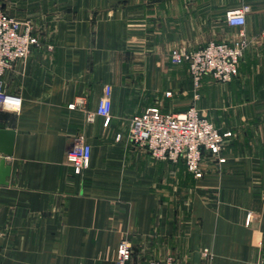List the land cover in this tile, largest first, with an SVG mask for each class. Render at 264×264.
<instances>
[{"label":"crops","instance_id":"crops-1","mask_svg":"<svg viewBox=\"0 0 264 264\" xmlns=\"http://www.w3.org/2000/svg\"><path fill=\"white\" fill-rule=\"evenodd\" d=\"M37 44L2 75L19 111L0 109L14 131L0 185V264H114L120 239L132 261L258 264L264 258V0H0ZM249 6V40L227 82L203 75L194 88L174 48L232 42L225 12ZM110 87V120L86 124L68 105L95 109ZM169 92V94H167ZM194 107L220 132L202 176L182 160H157L130 142L131 118L149 107ZM78 134L91 146L80 174L66 161ZM118 135V137H117Z\"/></svg>","mask_w":264,"mask_h":264},{"label":"built area","instance_id":"built-area-1","mask_svg":"<svg viewBox=\"0 0 264 264\" xmlns=\"http://www.w3.org/2000/svg\"><path fill=\"white\" fill-rule=\"evenodd\" d=\"M247 4L225 12L229 26L240 27L238 37L232 42H209L197 49L174 48L168 53L172 65L187 64L194 88H198L203 75H210L219 82L230 81L236 74L240 59L249 40L244 32ZM264 34V30L262 32ZM37 39L28 27L6 12L0 2V109L19 111L22 98L19 94L8 93L3 89L2 75L12 62L25 58ZM169 94V92H167ZM83 111L84 122L92 123L96 117L107 125L110 120V87L105 86L103 95L95 109H88L83 98L68 105V109L78 107ZM230 131L220 132L206 117L200 115L192 106L179 113L165 111L159 107H149L134 115L127 128V138L140 146L157 160H182L186 169L195 177L202 176L201 164L204 154L214 156L219 163L224 141ZM118 137V135H117ZM91 146L84 134H78L66 150V161L80 174L88 167ZM204 264H209L211 253L204 249ZM114 264H169V260L132 261V246L127 238L120 239ZM258 264H264V258Z\"/></svg>","mask_w":264,"mask_h":264},{"label":"water","instance_id":"water-1","mask_svg":"<svg viewBox=\"0 0 264 264\" xmlns=\"http://www.w3.org/2000/svg\"><path fill=\"white\" fill-rule=\"evenodd\" d=\"M14 131L11 129L0 128V185L7 183L10 175V165L6 163V157L12 155Z\"/></svg>","mask_w":264,"mask_h":264},{"label":"rangeland","instance_id":"rangeland-1","mask_svg":"<svg viewBox=\"0 0 264 264\" xmlns=\"http://www.w3.org/2000/svg\"><path fill=\"white\" fill-rule=\"evenodd\" d=\"M7 12V11H6ZM8 13V12H7Z\"/></svg>","mask_w":264,"mask_h":264}]
</instances>
